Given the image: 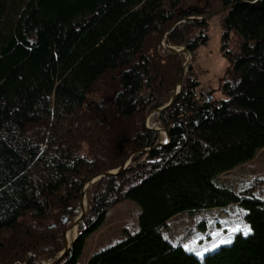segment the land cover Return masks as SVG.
Returning a JSON list of instances; mask_svg holds the SVG:
<instances>
[{
	"label": "trees",
	"instance_id": "obj_1",
	"mask_svg": "<svg viewBox=\"0 0 264 264\" xmlns=\"http://www.w3.org/2000/svg\"><path fill=\"white\" fill-rule=\"evenodd\" d=\"M233 2L240 4L222 23L229 62L222 96L201 102L198 78L185 76L173 105L154 114L171 142L147 154L140 150L160 132L145 118L170 102L186 62L183 53L162 51L161 39L177 20L214 10L185 0H0V264L58 256L85 182L132 154L126 170L95 184L79 236L59 264H78L86 237L126 198L142 208L139 231L88 264H264L263 179L236 191L224 178L264 148V0L221 5ZM209 32V19L186 20L167 42L194 56ZM233 33L242 37L236 51ZM106 78L118 89L110 122L88 105ZM231 205L247 210L253 232L203 261L163 233L181 213Z\"/></svg>",
	"mask_w": 264,
	"mask_h": 264
},
{
	"label": "rangeland",
	"instance_id": "obj_2",
	"mask_svg": "<svg viewBox=\"0 0 264 264\" xmlns=\"http://www.w3.org/2000/svg\"><path fill=\"white\" fill-rule=\"evenodd\" d=\"M185 1L188 6L208 5L210 9L214 11L219 10L222 7V0ZM227 13L228 12H223L209 19L210 40L208 44L201 46L196 51L192 61L190 55L188 57L190 62L187 65L185 76L191 75L193 78H198L199 86L197 87V92L200 96L201 102L204 101L208 95H212L213 97L222 96L220 92V84L229 66L228 59L224 56L221 50L222 34L224 31L222 23ZM241 41L242 37L237 33H233L229 44L230 48L235 51L238 50ZM160 45L163 47L162 42ZM161 50L167 51L164 47L163 49L161 48ZM191 67L192 71L190 69ZM180 75L176 82L179 80ZM117 90L118 89L114 87L109 78L100 80L90 94V102L88 104L89 110L101 111V119L105 120V122H110L111 120L114 121L113 117L110 115L111 112L109 111V106L110 100L115 97ZM157 122L158 121H156L154 114L152 113L145 118V123L148 128L154 127ZM158 126L161 127L160 124H158ZM164 141H166V136L164 132H160L157 143ZM84 153L87 154L88 152L84 151ZM144 159H146V157L142 158L141 161ZM131 164L132 158L128 161L127 168ZM228 177L231 179L232 188L236 191H239L243 185L250 184L252 179L256 177L263 179L262 186H264V148L259 150L253 160L224 175V178ZM98 181L91 184L86 190L85 204H87V207L90 196L94 193L95 184ZM141 211L142 208L137 202L127 198L111 206L101 225L86 237V243L82 254L78 258V264H88L93 255L124 240L130 233L139 231V217ZM245 215L246 213L244 209L239 205H231L226 208L200 210L195 215L184 212L173 217L164 228L163 233L165 237L174 244H181L183 246L185 244H190L192 241H196V244L191 245L192 247L207 246L215 239L211 233L216 231L227 233L230 226L237 223L238 218L244 223L249 224ZM202 226H204V228H202ZM78 228H73L68 232L69 242L79 236ZM54 258L55 257L43 259L41 263L50 262Z\"/></svg>",
	"mask_w": 264,
	"mask_h": 264
},
{
	"label": "water",
	"instance_id": "obj_3",
	"mask_svg": "<svg viewBox=\"0 0 264 264\" xmlns=\"http://www.w3.org/2000/svg\"><path fill=\"white\" fill-rule=\"evenodd\" d=\"M236 4H240V3L239 2H233L227 6H223L219 10L213 11V12H211L205 16H198V17L189 16V17H186L184 19L177 20L168 28V30L166 31V33L163 35V37L161 39V42L163 44L162 46H164V48L167 49L168 52H170L173 55L183 53L185 55L186 62L184 64L183 71H182L180 78L177 82L173 97L171 98L170 102L168 104H166L165 106H162V107L156 109L154 112H152V114L156 113V114L160 115L161 113H163L164 111H166L167 109H169L173 105V103L175 102V100H176V98H177V96L180 93L181 88H182L183 79L185 76V71L187 69L188 63L190 62V60H188L189 55L191 57V61L193 59L192 52H190L187 48H185V47L176 48V47L168 44L167 39H168V35H169L170 31L173 28H175L179 23L186 21V20L211 19L212 17H214L220 13L228 12ZM158 124H159V122H157L154 127H151V129L159 131V132H165L167 142L164 141V142L156 143L153 147L141 149L140 152H145L148 154L151 151H153L154 149L161 147V146H165L171 142L170 132L165 128L159 127ZM132 156H133V154L130 155L118 169L102 172L100 174H97V175L89 178L85 182V184L83 186L82 194H81V212H80L79 216L70 225H68L64 231L65 249L57 257H55L53 260H51L50 262H43L41 264H59L60 262L63 261V259L67 256V254L69 253V250L73 246L74 241L78 238V237H76L73 241L69 242L68 232L73 228H76V227L78 228L79 225L81 224V222L83 221L84 216L87 214V204H85L86 190L89 188V186L91 184L95 183L98 180H101L105 176H114V175H118V174L122 173L127 168L128 161L131 160ZM14 264H23V263L18 262V263H14Z\"/></svg>",
	"mask_w": 264,
	"mask_h": 264
},
{
	"label": "snow or ice",
	"instance_id": "obj_4",
	"mask_svg": "<svg viewBox=\"0 0 264 264\" xmlns=\"http://www.w3.org/2000/svg\"><path fill=\"white\" fill-rule=\"evenodd\" d=\"M244 211L246 213L247 210ZM252 232V227L249 224L239 220L238 218L237 223L231 225L227 233H224L223 231H216L211 233V235L215 237V239L207 246L192 247L191 245L196 244V241H192L190 244L183 245V247L185 248V250L194 253L201 261H203L206 258V254L218 249L223 244L232 243L236 234H241L247 237L252 234Z\"/></svg>",
	"mask_w": 264,
	"mask_h": 264
},
{
	"label": "bare ground",
	"instance_id": "obj_5",
	"mask_svg": "<svg viewBox=\"0 0 264 264\" xmlns=\"http://www.w3.org/2000/svg\"><path fill=\"white\" fill-rule=\"evenodd\" d=\"M163 47H164V46H163ZM163 47H162V48H163ZM167 51H168V50H167ZM164 134H165V136H166V133H165V132H164ZM69 237H70V236H69Z\"/></svg>",
	"mask_w": 264,
	"mask_h": 264
}]
</instances>
